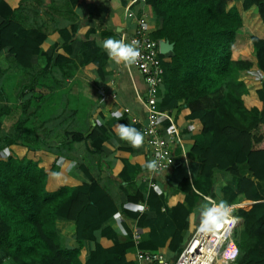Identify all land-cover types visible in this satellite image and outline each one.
Wrapping results in <instances>:
<instances>
[{
    "label": "trees",
    "instance_id": "obj_1",
    "mask_svg": "<svg viewBox=\"0 0 264 264\" xmlns=\"http://www.w3.org/2000/svg\"><path fill=\"white\" fill-rule=\"evenodd\" d=\"M79 1L48 0L45 4V0H21L16 8L0 1V50L7 47L11 61L22 70L15 88L18 106L8 103L0 87V152L18 143L54 152L48 145L56 139L61 155L71 150L70 142H93L100 138L95 129L85 135L76 125H70L75 112L70 114V105L64 101L56 104L52 115L60 119L58 128L48 125L49 120L35 122L37 113L49 105L48 95L66 87L61 81L72 75L69 61L58 62L62 65L59 71L51 59L43 69L32 63L47 36V30L38 21L49 31L57 30L58 24L50 13L61 12L64 16ZM145 2L160 23V28L151 33L152 38L173 44L171 52L161 54L164 98L159 106L174 104L187 108L188 117L198 119L202 125L189 149L201 165V182L193 180V187L205 194L213 186L215 172L232 177V185L225 186V200L232 204L238 200L253 202L248 209L233 210V215L240 218L234 234L239 251L236 264H264V0ZM41 8L44 16L39 15ZM243 24L251 31L247 37ZM59 33L69 40L65 27ZM4 71L0 65V77ZM245 80H249V87ZM28 92L31 97L24 99ZM16 151L20 156L26 152L22 147H16ZM56 169L55 166L52 170ZM47 175L45 168L32 159H0V264H138L129 261L127 254L137 247L157 249L151 237L137 244L132 237L122 241L116 230L106 226L118 212L137 220V224L145 216L124 209L99 181L92 178L90 183L63 185L48 191ZM193 187L185 176L176 190L195 197ZM143 199L141 191L127 196L134 203ZM146 204L156 211L164 206L165 211L179 212L172 217L179 219L181 213L184 222L190 212L189 204L184 203L167 208L164 198L152 189ZM58 220L74 223L76 247H62ZM178 233L169 244L177 254L184 242ZM100 239L110 241L111 245L103 246ZM85 241L94 246L82 261Z\"/></svg>",
    "mask_w": 264,
    "mask_h": 264
},
{
    "label": "crops",
    "instance_id": "obj_2",
    "mask_svg": "<svg viewBox=\"0 0 264 264\" xmlns=\"http://www.w3.org/2000/svg\"><path fill=\"white\" fill-rule=\"evenodd\" d=\"M5 1L12 8H16L21 0ZM29 1L32 3L34 0ZM47 3L48 0H45V4ZM55 3L60 6L59 1ZM129 12L132 16H128ZM50 14L58 24L56 27L58 29L49 31L50 28L38 21L39 25L44 27L43 30H47V36L40 46L39 54L32 57V63L43 69L51 59V64L56 65V70L59 71L62 65L58 62L69 61V71L72 70V75L61 81V84L66 83V87L48 95L49 105L37 113L35 122L38 124L39 121L49 120L48 125L53 129L58 128L60 119L52 118L56 104L61 101L68 102L71 108L70 114L75 112L71 116L75 117V120L70 119V125H76L75 127L83 130L85 135L95 129L102 139L96 138L93 142L87 139L85 142L74 144L70 142L71 150L64 151L61 155L56 139L48 145L53 147L54 152L31 149L25 144L18 143L2 150L0 159L14 156L36 161L47 171L48 191H54L63 185L76 186L90 183L92 178L99 181L124 209L136 213L139 217L145 216L143 221L137 224V220L118 212L106 223V226L116 230L122 241L132 237L137 244L140 240L151 237V241L158 245L155 250L137 247L134 252L127 254V259L142 264L136 259L137 251H148L161 255L166 264H172L177 252L171 250L169 244L173 236L179 232L178 234L184 238L179 251L181 252L194 233L199 223V216L193 218L192 213L205 202L202 201L201 195L211 196L216 202L224 200L230 206L232 213L238 207L248 209L253 202L238 200L237 204H232L226 201L225 186L232 185V177L223 172L213 174V186L207 188L205 194L193 187V180L201 182V165L197 158L189 153V149L197 139L202 125L198 119L188 117L187 108H179L174 104L168 106L161 104V109L173 117L182 141V148L178 144L173 147L175 160L169 168L156 172L144 167V164L150 161V150L145 136L140 148H133L118 137L117 128L120 124H130L141 131V125L146 122V113L139 99L146 95V85L142 74L135 67L123 63L118 65L110 60L102 44L109 38L130 42L140 16L146 18L151 33L160 28L158 19L145 0H80L73 11L68 10V14L64 16L61 12L53 11ZM39 15L44 16L42 8L39 10ZM2 20L3 16L0 14V23ZM63 27L67 30L69 40H64L59 33ZM10 57L7 47L0 50V65L5 70L0 77V87L3 89L6 84L10 86L9 95L6 92L4 94L8 103L14 107L19 105L15 88L22 78V70L17 69ZM29 97L31 94L28 92L24 99ZM163 98L162 93L159 104ZM114 114H119L121 118L117 120ZM60 115L62 111H59ZM81 117H84L83 122ZM168 126L169 122L162 118L158 124L160 134L165 135ZM60 131L61 129L57 133ZM103 136H106L104 140ZM16 147H22L26 152L20 156ZM55 166L58 169L52 172ZM122 173L125 178L122 177ZM243 173L247 174V171L243 170ZM185 176L190 179L197 194L195 197H188L186 193L176 190L177 183ZM262 186L264 188V182ZM151 189L164 198L167 208L175 207L178 203L189 204L190 212L186 221L184 222L181 213L179 219H174L172 216L179 212L165 211L164 206L160 211L149 208L146 199ZM138 191H141L144 199L136 203L129 202L127 196H135ZM140 205L143 206V211L138 210ZM185 223L187 228L183 229ZM57 229L62 247L77 246L74 240L73 222L58 220ZM135 234H139L138 240L135 239ZM100 243L105 247L111 245L106 239H100ZM93 246L94 244L89 241L83 243L80 254L82 261Z\"/></svg>",
    "mask_w": 264,
    "mask_h": 264
},
{
    "label": "built area",
    "instance_id": "obj_3",
    "mask_svg": "<svg viewBox=\"0 0 264 264\" xmlns=\"http://www.w3.org/2000/svg\"><path fill=\"white\" fill-rule=\"evenodd\" d=\"M128 16H132V13L129 12ZM132 40L139 42L140 56L131 66L142 74L146 85V95L143 98L139 97L146 113V122L141 125V131L147 140L150 161H157V172L174 164L173 147L178 144L182 148V141L173 117L159 106V98L164 86L160 41L152 38L145 17L140 16L137 19V27L130 42ZM162 118L169 122L165 135L160 134L158 129ZM201 196L204 200L211 198L215 201L211 196ZM229 219H234L235 224L225 225L217 233H200L198 223L194 233L172 264H236L239 251L234 234L240 219L232 217V211ZM134 237L138 240L139 234H135ZM233 250L237 252L235 260L227 259ZM136 259L145 264H166L161 255L148 251H137Z\"/></svg>",
    "mask_w": 264,
    "mask_h": 264
},
{
    "label": "clouds",
    "instance_id": "obj_4",
    "mask_svg": "<svg viewBox=\"0 0 264 264\" xmlns=\"http://www.w3.org/2000/svg\"><path fill=\"white\" fill-rule=\"evenodd\" d=\"M138 44L139 42L136 40L125 42L124 40L109 38L103 42L102 47L106 51L109 59L114 63L118 65L123 63L128 66L135 64L140 56ZM114 115H116L117 120L121 118L119 114ZM117 135L133 148H140L144 143L143 133L130 124H120L117 128ZM144 167L150 171H156L157 161H148L144 164ZM138 210L143 211V206H138ZM230 213L231 208L224 200L216 202L211 200V198H207L192 213V217L199 216L198 231L203 234H208L219 232L225 225L235 224L234 219H229ZM236 255V250H233L227 259L235 260Z\"/></svg>",
    "mask_w": 264,
    "mask_h": 264
},
{
    "label": "rangeland",
    "instance_id": "obj_5",
    "mask_svg": "<svg viewBox=\"0 0 264 264\" xmlns=\"http://www.w3.org/2000/svg\"><path fill=\"white\" fill-rule=\"evenodd\" d=\"M237 9H238V11H239V8L237 7ZM240 12V11H239ZM252 14H254L253 12H251ZM254 15H256V14H254ZM254 27H256V26H254ZM242 29H243V31H245V36L247 37L248 35H249V33H251V31L249 30V29H247V28H245L244 27V24H243V26H242ZM240 30V29H239ZM235 43H236V41H235ZM234 43V44H235ZM234 46V45H233ZM251 50H252V46H251ZM244 54H247V53H244ZM245 85L246 86H248L249 87V85H250V82H249V80H245ZM4 92H6V94H8L9 95V93H10V86L9 85H4ZM248 91H249V89H248ZM249 92H251V91H249ZM84 121V117H81V122H83ZM52 172H54V170H51ZM232 217H234L233 216V213H232Z\"/></svg>",
    "mask_w": 264,
    "mask_h": 264
},
{
    "label": "water",
    "instance_id": "obj_6",
    "mask_svg": "<svg viewBox=\"0 0 264 264\" xmlns=\"http://www.w3.org/2000/svg\"><path fill=\"white\" fill-rule=\"evenodd\" d=\"M173 49V44H170L168 41H160V52L161 54H167Z\"/></svg>",
    "mask_w": 264,
    "mask_h": 264
}]
</instances>
